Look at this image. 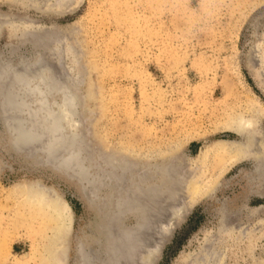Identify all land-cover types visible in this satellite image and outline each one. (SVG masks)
<instances>
[{
  "label": "rangeland",
  "instance_id": "obj_1",
  "mask_svg": "<svg viewBox=\"0 0 264 264\" xmlns=\"http://www.w3.org/2000/svg\"><path fill=\"white\" fill-rule=\"evenodd\" d=\"M41 1L0 0V62L31 63L38 56L48 66L53 62L54 76L74 71L80 130L99 155L126 156L146 176L153 167L160 174L173 164L169 172L176 178L158 181L156 201L145 202L155 204L148 202L147 224L127 252L132 258L113 264H264V174L251 160L231 162L228 154L204 162L196 157L214 140L243 141L225 129L227 112L242 111L248 100L264 105V82L251 76L263 66L249 60L252 46L264 38V0ZM61 32L70 38L63 40ZM52 37L65 42L58 43L59 65L48 48ZM259 128L264 132V120ZM1 138L0 264H76L77 244L102 258V214L85 192L7 147L0 117ZM35 185L52 207L44 214L25 200L35 196ZM55 208L67 223L62 238L53 231ZM133 218L121 222L131 227Z\"/></svg>",
  "mask_w": 264,
  "mask_h": 264
},
{
  "label": "bare ground",
  "instance_id": "obj_2",
  "mask_svg": "<svg viewBox=\"0 0 264 264\" xmlns=\"http://www.w3.org/2000/svg\"><path fill=\"white\" fill-rule=\"evenodd\" d=\"M54 1L56 0H53V3ZM63 1L61 0V2ZM66 1H64V3ZM57 4L59 5L60 3L58 2ZM63 4L59 6H61L62 8ZM65 6L66 4H64V8L67 9L68 5L67 7ZM57 7L58 6L56 5V9ZM51 8H53V6ZM4 22L6 21L4 20L3 23ZM1 25L2 22L0 23V26ZM29 25L31 26V24ZM23 26L25 27V25ZM59 28L58 31H60ZM27 29L29 31V27L26 28L25 30ZM52 29L53 28H51V31L53 32ZM54 30L57 33L56 28ZM41 31L44 30L41 29ZM16 32L17 30H15V33ZM31 32H29L30 35L32 34ZM33 32H35V29ZM18 33L20 34V32ZM46 33L47 31L45 32V34ZM61 33H62L61 35H63V32ZM42 34L40 36H38L37 34V36L39 37L37 38L40 39V37L42 36L44 37V35ZM48 34L50 35V33ZM59 34L60 33L56 34V36ZM61 35H59V37L64 38L63 40H66L67 37L70 38L69 37L70 33L68 36L65 35L67 36L66 39L64 35L63 36ZM32 37L34 38V36ZM59 37H57L58 40ZM53 38L56 37H52V39ZM52 39H50V42H48L49 43L48 48L52 50L51 58L55 61V63L57 62L56 63L57 65H59L58 62L60 63L63 60V59L61 60V58L59 57L60 55L59 49H61L63 45L61 44L62 47L59 48L58 43H61L62 39H60V42L58 41L56 42L57 39H55V41L53 39L54 41L53 42ZM34 43L37 44V42ZM62 43L65 42L62 41ZM67 44L69 46V43H66L65 49L67 50L68 48L72 49V47L71 46H70L71 48L68 47ZM74 50L75 49L73 46V51L70 50L69 51L75 52ZM40 51H38L39 54H41ZM64 51H61L63 52L62 54H64L65 52L66 53L69 52V51H65V52ZM71 54L72 53H69L68 55L71 56ZM45 55L46 57L50 56L49 54L48 55L45 54ZM73 55L74 54H72V56ZM39 58L40 57L37 56V58H34L35 59L34 61L31 60L33 62H31L30 59L28 60L26 58L31 63L25 60L23 62L19 61L21 63L16 62L17 64L15 65L11 64L10 62L9 63L0 62V117L2 121V126L4 127V140L6 142V146L13 149L17 153L22 154L25 157H29L36 164H41L43 166L50 167V169H52L53 171L61 172L62 175H64L65 177L72 179L78 185L80 192L82 191L85 192L89 204H91L93 208H95V210H98L102 214L101 216L102 221L100 222L99 229H101V231L103 232V236H102L104 241L103 242L104 246L102 247V250H104L103 257L97 258V255L93 253L90 249H84V247L81 244H77L76 264H113L114 259L116 262L119 261V259L124 262L126 260H130L129 258H132L130 256L132 255V253L127 255L128 249L134 242L133 240L136 238L135 236L139 235V231H141L140 229H142V225L145 226L147 224V223L145 225L143 224L144 217L148 213V212L146 213V210L148 208L147 205L151 204L150 206H153L155 204V203H151L152 201L155 200L153 199L155 193L157 195L155 185L159 183L158 181L162 182L163 179L167 181L172 178L174 179L175 174L171 175L170 173L172 172L170 171V167L173 164L171 165L169 163L170 164L169 166L164 165L166 167L163 166L164 169L162 171L160 170V167H158V169L161 171L160 174H157L156 168L153 167L151 170V175H149L151 176V178L149 179L147 178L149 176L145 175L146 171L138 168V166L140 165L137 166L136 164L137 161L136 163H132L129 161V159L127 158L125 159L126 156L125 157L116 156V154L112 155V153L99 155L96 152L98 150L94 151L93 149H91L90 148L91 146H89L88 143L85 141L83 132L80 130L82 117L80 110L81 107L79 105V100H78L79 94L77 91L78 78L75 76V72L70 71L71 73L67 74L64 71L65 75L62 72L61 74L62 76L60 75L61 77H58L57 73L56 76H54L49 68V66L53 64V62L48 66L46 63H44L43 60L46 58L42 57L41 60ZM58 58H60L61 61L60 60L58 61ZM249 60H253L252 65L257 64L263 66L262 72H256V74L252 73L251 76L254 77V79H256L257 81H260L261 79L264 82V38L263 41L259 42L256 46H252ZM47 61L49 60L47 59ZM69 62L72 63V60L71 61L69 60ZM47 63L49 64L50 61ZM63 63L61 65H63ZM53 70H55V68ZM58 73L60 74V72ZM262 88L260 87L259 89L264 93V88L263 89ZM263 120H264V105L256 101H250V100L246 101L243 106V110L240 112H235V111L227 112L226 120L224 121L223 124L225 129L233 132L234 134L242 138L243 141L214 140L209 145H207L204 150H201L198 156H196L198 162L199 160L201 162L202 161L204 162L210 157H213L214 159H219V157L222 156V154L224 155L228 154L230 155L231 162L232 161L234 162V160L235 161L251 160L254 163L255 170L259 172V175H263L264 174V132L259 128V125ZM0 140H2V138ZM177 149L178 148L176 147L169 151L167 150V154H172L173 153L172 150L175 152L177 151ZM198 164L201 163H197V165ZM174 172H177V170L176 171L174 170L173 173ZM170 175L174 177H171L169 179ZM176 176L178 175L176 174ZM167 181L165 183H167L168 186L173 183L172 180L170 181V183H168ZM167 184L165 185L167 186ZM37 186L40 188L39 190H41L42 186L40 184ZM37 186L35 185V188L34 187L32 188L33 193H35L34 191L36 190L34 189H36ZM150 189H152V191H154L155 189V192L151 191L152 192L151 194L149 191ZM42 191L44 190L42 189ZM101 191L104 192L102 193ZM158 191L160 192L161 190ZM28 195L30 196V194ZM25 200L29 201V203H32L34 208L37 207L40 211H42L41 213L46 212L45 210L50 211V209L52 208V207L50 208L48 203H45L42 194H39V192L38 194L35 193V196H30V197L26 196ZM146 200H152V201L151 202L148 201L149 204L148 202L146 204L145 203ZM56 208L51 211L52 219L55 221V223H57L53 231L54 234L61 235L63 232L62 229H64L67 223L65 221L66 219L64 220L65 218L63 216L64 214L59 209L57 210ZM148 210H150V208H148ZM128 215H133V217L135 218V219L133 218L134 224H132L133 226L131 227H126L121 222L122 219ZM147 215L150 214L148 213ZM39 218L41 217L39 216ZM145 218H147V216ZM148 218L150 217L148 216ZM42 219L43 218H41V220ZM143 235H145V233ZM139 236L141 237V235ZM60 238H62V235L60 236ZM137 241L139 243L140 240ZM139 244H142V242H140ZM132 250H130L129 252H132ZM121 257H124L125 260L124 258ZM198 260H200V258ZM199 264H214V262L211 260L202 259Z\"/></svg>",
  "mask_w": 264,
  "mask_h": 264
}]
</instances>
